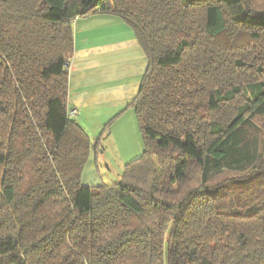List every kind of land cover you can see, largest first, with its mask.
<instances>
[{"label":"trees","instance_id":"16d2710c","mask_svg":"<svg viewBox=\"0 0 264 264\" xmlns=\"http://www.w3.org/2000/svg\"><path fill=\"white\" fill-rule=\"evenodd\" d=\"M94 14L147 57L144 150L85 186L104 133L68 116L69 64ZM0 264H264V0H0Z\"/></svg>","mask_w":264,"mask_h":264},{"label":"crops","instance_id":"0c3cea01","mask_svg":"<svg viewBox=\"0 0 264 264\" xmlns=\"http://www.w3.org/2000/svg\"><path fill=\"white\" fill-rule=\"evenodd\" d=\"M73 26L69 111L78 110L74 119L91 136L104 133L103 147L91 152L83 185L110 184L144 150L131 103L139 92L147 57L131 27L115 15L77 17Z\"/></svg>","mask_w":264,"mask_h":264},{"label":"built area","instance_id":"2783aa9c","mask_svg":"<svg viewBox=\"0 0 264 264\" xmlns=\"http://www.w3.org/2000/svg\"><path fill=\"white\" fill-rule=\"evenodd\" d=\"M77 115H78V110H70V111L68 112V116H69L70 118H75Z\"/></svg>","mask_w":264,"mask_h":264},{"label":"rangeland","instance_id":"374dc122","mask_svg":"<svg viewBox=\"0 0 264 264\" xmlns=\"http://www.w3.org/2000/svg\"><path fill=\"white\" fill-rule=\"evenodd\" d=\"M141 139H142V138H141ZM142 142H143V140H142ZM143 146H144V143H143ZM101 172H102V173H104V171H103V170H101ZM106 172H107V171H106ZM112 182H115V181H112Z\"/></svg>","mask_w":264,"mask_h":264}]
</instances>
